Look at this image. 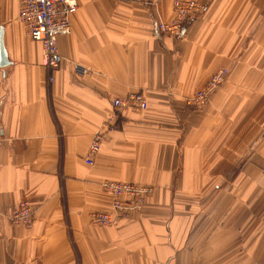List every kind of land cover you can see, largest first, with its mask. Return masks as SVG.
Returning <instances> with one entry per match:
<instances>
[{
    "label": "crops",
    "instance_id": "0c3cea01",
    "mask_svg": "<svg viewBox=\"0 0 264 264\" xmlns=\"http://www.w3.org/2000/svg\"><path fill=\"white\" fill-rule=\"evenodd\" d=\"M19 1L0 0V264H264V0H194L204 10L175 38L155 28L171 0H77L52 84ZM219 68L211 104H184ZM138 92L146 111L112 110ZM105 181L154 194L123 225L94 226ZM23 200L30 229L8 218Z\"/></svg>",
    "mask_w": 264,
    "mask_h": 264
},
{
    "label": "built area",
    "instance_id": "2783aa9c",
    "mask_svg": "<svg viewBox=\"0 0 264 264\" xmlns=\"http://www.w3.org/2000/svg\"><path fill=\"white\" fill-rule=\"evenodd\" d=\"M77 0H20L18 9V22L22 25L25 34L29 39L41 45V65L50 73L58 70L62 56L58 50L57 40L66 36L70 32V14L77 9ZM202 8L192 0H173L171 5V18L167 22L156 23L157 33L160 35L177 36L182 32V25L186 18L195 15ZM75 74L82 76L85 70L76 66ZM227 71H222L211 76L205 88L199 90L190 99L196 107L205 106L211 94H213L219 84L225 79ZM50 76L49 82H52ZM141 94H130L125 99L115 98L111 101L112 107L118 112L126 111L130 108H145V103L141 99ZM138 102L141 107H133L132 104ZM199 105V106H198ZM102 135H94L88 155L87 163L92 162V157L98 152ZM105 191L112 194V206L116 211V217H125L127 213H138L142 210L145 201L150 196L151 188L145 185L120 184L104 185ZM34 209L28 200H23L15 206L9 213V221L14 225L29 228L33 223ZM92 221L97 224L108 225L115 223L116 219L105 214L92 215Z\"/></svg>",
    "mask_w": 264,
    "mask_h": 264
},
{
    "label": "rangeland",
    "instance_id": "374dc122",
    "mask_svg": "<svg viewBox=\"0 0 264 264\" xmlns=\"http://www.w3.org/2000/svg\"><path fill=\"white\" fill-rule=\"evenodd\" d=\"M172 1L173 0H171V5H172ZM192 1H194V0H192ZM196 4H198L201 8H202V10L201 11H203L204 10V7L200 4V3H197L196 1H194ZM19 3H20V1H19ZM18 9H19V6H18ZM194 16V15H193ZM190 17H192V16H190ZM190 17H188V18H186V20L187 19H189ZM16 19L18 20V12H17V16H16ZM185 20V21H186ZM20 24V23H19ZM21 25V24H20ZM22 26V25H21ZM27 36V35H26ZM162 36H167V37H173V38H175V37H179L180 35H177V36H169V35H162ZM61 65V64H60ZM60 67V66H59ZM76 66H74V68H75ZM79 67V66H78ZM80 68H82V69H84L83 67H80ZM59 69V68H58ZM47 70V69H46ZM85 70V69H84ZM48 71V70H47ZM222 71H227V69H225V68H219V69H217V70H215L211 75H210V77L208 78V80L206 81V83L200 88V89H198L197 91H195L190 97H188L187 99H185L184 100V104H186L187 106H190V107H192V108H194V109H199V110H202V109H205L207 106H209L210 104H211V102H212V96L214 95V93L213 94H211V96L209 97V101H208V103L205 105V106H199V107H196L195 105H193L191 102H189L190 101V99L192 98V97H194L195 96V94L199 91V90H202L203 88H205L206 86H207V84H208V82H209V79L211 78V76H213V75H216L217 73H219V72H222ZM49 72V71H48ZM74 74H75V70H74ZM84 74H86V70H85V73ZM76 75V74H75ZM227 75H228V71H227V73H226V76H225V79L223 80V82L221 83V84H219L218 85V87L216 88V90L219 88V87H221L222 85H223V83L225 82V80H226V78H227ZM50 76H51V78H52V82H49V78H50ZM76 76H78V75H76ZM83 76V75H82ZM78 77H81V76H78ZM47 82L48 83H50V84H52L53 82H54V77H53V75H52V73H50L49 72V75H48V78H47ZM215 90V91H216ZM132 94H137V93H132ZM138 94H141L140 96H141V99H142V101L145 103V108H139V109H135V108H130V109H128V110H126V111H122V112H118V111H116V110H114V108L112 107V103H111V107H112V110L116 113V114H118V115H122V114H125L126 112H134V113H137V112H143V111H146L147 109H148V101H147V99H146V96L143 94V93H139L138 92ZM130 95V94H129ZM128 96V95H127ZM127 96H124V97H121V98H118V99H125V97H127ZM116 97H114V98H110V102L112 101V100H114ZM132 106L133 107H141V104L140 103H138V102H134L133 104H132ZM106 127V129H107V131L108 130H111L112 128L109 126V125H107V126H105ZM98 133H100L101 135H102V137H101V141H100V146H99V150H98V152L100 151V149H101V146H102V144H103V140H104V132L103 131H100V132H97V133H95L94 135H96V134H98ZM94 135L92 136V138H91V141H92V139H93V137H94ZM91 141H90V144H91ZM90 144H89V146H88V149H87V153H86V157H87V155H88V151H89V147H90ZM98 152L92 157V162L91 163H87V161H86V157H85V159H84V161L87 163V164H89V165H91L92 163H93V158L98 154ZM108 183H112L113 185H118V183H120V184H137V185H145V186H148V187H150L152 190H151V192H150V196H148L147 197V199H146V201H145V204H144V206H143V208H142V210H140L138 213H133V212H129V213H127V215L125 216V217H121V216H119V217H116V211L114 210V208H113V206H112V200L114 201L115 199H113V196H112V194H114V193H110L109 191L107 192V191H105V189H104V185L105 184H108ZM100 188H101V190L104 192V194L108 197V199H109V208H108V210H106V211H96V212H93V213H91L90 214V223L92 224V225H94V226H98V227H119L120 225H123L124 223H126V221H130L131 220V218L133 217V216H135V215H139V214H141L143 211H144V208H145V206H146V204H147V201L152 197V195L154 194V187H152V186H150V185H146V184H139V183H133V182H120V181H105V182H103V183H101V185H100ZM20 202H22V201H20ZM19 202V203H20ZM18 203V204H19ZM33 208V207H32ZM35 214V213H34ZM94 214H105V215H109V216H111V217H114L115 219H116V222L115 223H111V224H108V225H102V224H97V223H94L93 221H92V215H94ZM33 218H34V215H33ZM33 222H34V220H33ZM33 224V223H32ZM32 226V225H31ZM31 226L29 227V228H26V229H30L31 228ZM194 226V225H193ZM197 227V225L194 227V228H196ZM25 228V227H24ZM75 264H79L78 263V261L75 263Z\"/></svg>",
    "mask_w": 264,
    "mask_h": 264
},
{
    "label": "water",
    "instance_id": "95a60500",
    "mask_svg": "<svg viewBox=\"0 0 264 264\" xmlns=\"http://www.w3.org/2000/svg\"><path fill=\"white\" fill-rule=\"evenodd\" d=\"M8 65L6 61V54L3 46L2 29L0 28V67Z\"/></svg>",
    "mask_w": 264,
    "mask_h": 264
}]
</instances>
